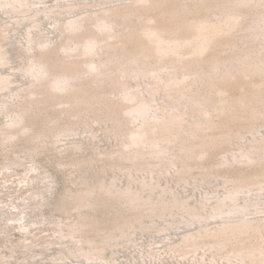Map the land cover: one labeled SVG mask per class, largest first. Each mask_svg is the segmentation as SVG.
Segmentation results:
<instances>
[{"label":"rangeland","instance_id":"1","mask_svg":"<svg viewBox=\"0 0 264 264\" xmlns=\"http://www.w3.org/2000/svg\"><path fill=\"white\" fill-rule=\"evenodd\" d=\"M183 7L239 17L140 55ZM0 77V264H264V0H0Z\"/></svg>","mask_w":264,"mask_h":264},{"label":"bare ground","instance_id":"2","mask_svg":"<svg viewBox=\"0 0 264 264\" xmlns=\"http://www.w3.org/2000/svg\"><path fill=\"white\" fill-rule=\"evenodd\" d=\"M140 1H146L147 2V1H150V0H140ZM159 1H161V0H159ZM163 1H165V0H163ZM234 3H235V1H234ZM236 8H233V9L221 8L220 10L222 11V13H221L222 14V19L219 22H213L209 18H202V19L198 18V20L190 21L189 19L186 18L187 17L186 14L188 12V9L185 8V7L180 8V9H176L175 11H171V12L168 11L169 14H165V13L163 14L162 13L163 16H161V18L164 17L165 19L164 18H162L163 20L161 19V21H162V22H160L161 24L159 25V24L156 23L157 26H154V25L150 26V28L148 30L150 36L153 37L155 45L154 46H143L142 50L140 51V55H144L143 57L146 58V57L149 56V52L153 51V52L163 53V52H167L166 50H170L171 51V50L177 49L178 47H181V46H183L185 44L197 45L198 51L200 53H203L207 49L213 47V45H212V37H213V35L224 31V29H226V27H228L230 25V22L235 21V20L238 19L239 13H237ZM211 10H213V8ZM165 21H166V23H165ZM158 22H159V20H158ZM105 26L106 27H111V23L109 21H107L105 23ZM244 40H245V38H244ZM97 43H98L97 38L92 36L89 39V43L88 44H89V46H91V48H93V47H95L97 45ZM224 44H227V43H224ZM224 44H223V46H224ZM241 57H244V56H241ZM206 64H207L208 68L210 70H212V71L213 70L216 71L222 65H224V66L227 67L226 68L227 69V74L228 75L229 74L230 75L233 74L232 73V71H233L232 69L233 68H231L232 65L229 66L228 63L225 60H222L219 56H215L213 59L206 61ZM60 66H61V68L63 70H62V74L57 79H55V81L57 82L56 83L57 87H61V86H63V84L68 83L69 80L72 78V76H74V74L77 72V70H76L74 73H72L73 69L71 70V67L69 65H67V64L65 65V64H61L60 63ZM47 68H48V66H47V62L46 61H41L39 63V69L41 71L47 72ZM186 68L187 69H186V71L183 74L185 76L186 75L190 76L192 74L202 75V74H206L208 71H210V70H208L206 72V70H204V63L202 61H200V60L196 63V65L193 68H189V67H186ZM69 69L72 71V72L70 71L71 73H69V71H68ZM142 69H143L142 67H139L138 70H136V69L135 70H136V72H139ZM77 75H78V72H77ZM3 80H5V79L0 77V81H3ZM175 84H177V81H175ZM216 85H217V83H216ZM137 106L139 107V109H141V108L147 109L150 106V104L148 102H146V101H142V102L139 101ZM223 109H225V107H223ZM232 116H233L234 120H238L239 118L243 117V114L242 113H237L235 111ZM148 130L149 129H145L143 131H137L134 134V137H133L134 141H136V142H139V141L144 142V135H146V132Z\"/></svg>","mask_w":264,"mask_h":264}]
</instances>
